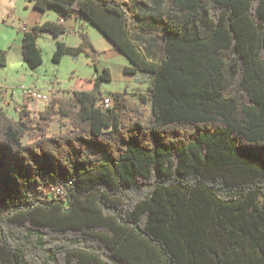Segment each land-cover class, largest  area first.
Returning a JSON list of instances; mask_svg holds the SVG:
<instances>
[{
  "label": "trees",
  "instance_id": "obj_1",
  "mask_svg": "<svg viewBox=\"0 0 264 264\" xmlns=\"http://www.w3.org/2000/svg\"><path fill=\"white\" fill-rule=\"evenodd\" d=\"M34 6L61 18L23 30L29 68L40 34H66L76 15L151 81L139 102L124 90L103 109L112 73L81 33L53 60L86 53L91 88L38 119L0 108V264H264V0H166L156 30L130 0ZM56 115L72 129L49 135Z\"/></svg>",
  "mask_w": 264,
  "mask_h": 264
},
{
  "label": "rangeland",
  "instance_id": "obj_2",
  "mask_svg": "<svg viewBox=\"0 0 264 264\" xmlns=\"http://www.w3.org/2000/svg\"><path fill=\"white\" fill-rule=\"evenodd\" d=\"M134 5L135 9L144 15L147 21L148 27L156 30L159 28L156 19H159V12L163 11L166 4V0H161V5L157 10L153 8L155 3L153 0H130ZM142 2L148 4V6L142 5ZM45 15L50 16L55 22L60 21V12L53 7L47 8L44 12ZM150 14L154 15L153 19L150 18ZM65 26L68 28V32L64 34L65 44L77 45L81 42V33H84L88 41L93 45L97 51V63L99 67V73L103 71L104 68H110L113 74V79L110 81L101 82L100 89L104 93L103 96H107L109 93L123 92L128 89V97L132 102H139L138 95L146 92V88L151 81L150 74L140 72L138 75H128L124 72V68L128 63L124 56L113 55L111 47L113 43L107 39L103 33L94 25L83 21L78 16L74 15L64 21ZM71 26H75V33H71ZM23 34L22 30H19ZM153 39L156 37L155 34L148 36V38ZM54 38L51 34L43 32L40 34L39 45L42 55L43 63L35 68L31 69L28 65L23 68L18 61H12L10 66L5 68H0V84H4L8 88L9 92L13 94V100L21 107L26 103L34 102L32 100L26 101L24 97L22 86L35 87L42 92H50L51 98L48 102L40 101L44 103V107L41 111H31L32 117L38 119L40 113H42L45 107L55 98H65L64 96H56L57 92L67 94L69 91L89 89L92 87V80L96 77L98 72L95 70L92 58L87 56L86 53H81L76 57L65 54L60 62H55L53 60L52 47L53 44L60 40ZM134 78V79H133ZM132 82H127L128 80ZM72 94V93H71ZM39 102V101H37ZM14 103V104H15ZM13 104V105H14ZM15 106H12L14 109ZM147 109L146 119L149 117L150 105L145 106ZM20 110V109H19ZM17 112H9V117L11 119L16 118ZM20 116V114H19ZM19 116L17 120L19 119ZM16 120V119H15ZM72 129L67 118H61L59 115L54 117L48 128V134H58L60 132H66ZM24 143L31 142V138L26 135L23 138Z\"/></svg>",
  "mask_w": 264,
  "mask_h": 264
},
{
  "label": "crops",
  "instance_id": "obj_3",
  "mask_svg": "<svg viewBox=\"0 0 264 264\" xmlns=\"http://www.w3.org/2000/svg\"><path fill=\"white\" fill-rule=\"evenodd\" d=\"M47 21L55 22L50 16L45 15V13L41 10H38L34 6V0H1L0 5V48L2 50H5L7 52L8 57V63L4 67L10 66L12 61H18L20 65L25 68V65L27 63L23 59L22 55V34L19 30H22L23 26L32 27L33 25L44 23ZM75 26H71L70 31L71 33H75ZM104 35V34H103ZM105 36V35H104ZM59 37L60 42L64 41V35H60ZM106 37V36H105ZM107 38V37H106ZM58 39V38H56ZM108 39V38H107ZM57 41L53 44L52 52L53 53L56 50L57 47ZM65 43V42H64ZM81 43V42H80ZM74 45L69 44L68 46L71 47H77L80 45ZM38 44L41 46L40 42L38 41ZM67 45V44H66ZM111 51L113 52V55H120L124 56L128 63L125 67H130L131 63L129 62L128 58L123 55L122 53L117 50L113 44L111 47ZM111 71V69L109 68ZM112 73V71H111ZM136 74H128V75H138ZM113 79V74H112ZM134 79V78H133ZM128 80L127 82H132V80ZM7 87L4 84H0V87ZM32 88H35L31 86ZM148 87V86H147ZM7 93H2L0 96V108H2L6 114L9 116V112H14V110L17 112L16 114V120L19 116V109L21 108V105H18L13 100V94L9 92V89ZM128 89H126L127 91ZM147 90V88H146ZM72 93V94H71ZM105 93V92H104ZM52 94V93H51ZM64 96L65 98H68V100L73 98V91H69L67 94L61 93L60 91L57 92L56 96ZM15 103V104H14ZM14 104V105H13ZM12 106H15L14 109H12ZM27 107L31 111H41L44 107V103L42 102H31L27 104ZM13 119V120H15Z\"/></svg>",
  "mask_w": 264,
  "mask_h": 264
},
{
  "label": "built area",
  "instance_id": "obj_4",
  "mask_svg": "<svg viewBox=\"0 0 264 264\" xmlns=\"http://www.w3.org/2000/svg\"><path fill=\"white\" fill-rule=\"evenodd\" d=\"M27 28V26L22 27L23 30H26ZM21 88L23 90L26 101L32 100L48 102L51 98L50 92H42L41 90H38L36 88L26 86H22ZM7 92L8 90L6 88L0 87V96L2 95V93ZM100 106L103 109H111L113 107V97L111 95L103 96L102 100L100 101Z\"/></svg>",
  "mask_w": 264,
  "mask_h": 264
}]
</instances>
